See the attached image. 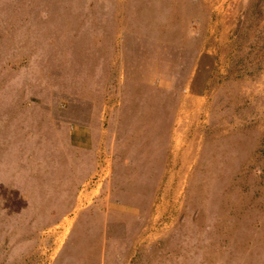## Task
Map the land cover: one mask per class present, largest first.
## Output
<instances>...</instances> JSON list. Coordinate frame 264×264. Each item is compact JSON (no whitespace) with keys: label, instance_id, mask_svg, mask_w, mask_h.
I'll list each match as a JSON object with an SVG mask.
<instances>
[{"label":"rangeland","instance_id":"obj_1","mask_svg":"<svg viewBox=\"0 0 264 264\" xmlns=\"http://www.w3.org/2000/svg\"><path fill=\"white\" fill-rule=\"evenodd\" d=\"M0 264H264V0H0Z\"/></svg>","mask_w":264,"mask_h":264},{"label":"crops","instance_id":"obj_2","mask_svg":"<svg viewBox=\"0 0 264 264\" xmlns=\"http://www.w3.org/2000/svg\"><path fill=\"white\" fill-rule=\"evenodd\" d=\"M176 16V15H175ZM160 32H158V34H159ZM175 33V32H174ZM175 40V39H174ZM158 51H159V49H157ZM157 51V52H158ZM159 53V52H158ZM171 64H173V63H171ZM154 73L155 72H153V71H151V72H149V74H150V76L149 77H147L148 79H147V81L149 82V85L150 84H152L153 83V80H152V76L154 75ZM156 74V73H155ZM160 80V79H159ZM131 109L132 110H134V108L133 107H131ZM161 114H163L162 112H161ZM144 119V118H143ZM140 121V120H139Z\"/></svg>","mask_w":264,"mask_h":264},{"label":"bare ground","instance_id":"obj_3","mask_svg":"<svg viewBox=\"0 0 264 264\" xmlns=\"http://www.w3.org/2000/svg\"><path fill=\"white\" fill-rule=\"evenodd\" d=\"M159 64H160V63H159ZM163 64H164V62H163ZM166 64H167V63H166ZM160 65H161V64H160ZM164 65H165V64H164ZM164 65H163V66H164ZM169 65L171 66V64H169ZM164 68H166V67H164ZM161 71H162V70H161Z\"/></svg>","mask_w":264,"mask_h":264}]
</instances>
